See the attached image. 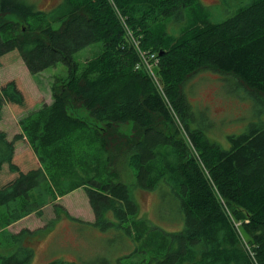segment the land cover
<instances>
[{
    "label": "trees",
    "instance_id": "16d2710c",
    "mask_svg": "<svg viewBox=\"0 0 264 264\" xmlns=\"http://www.w3.org/2000/svg\"><path fill=\"white\" fill-rule=\"evenodd\" d=\"M121 17L141 48L158 53L182 127L137 68ZM95 42L98 53L75 59ZM17 57L34 74L60 62L68 73L53 82L51 103L20 118L21 132L10 138L0 129V264H32L34 255L26 242L35 231L8 226L41 217L51 203L75 220L56 201L82 187L96 224L120 228L134 243L123 264H264V124L230 135L223 148L192 125L184 91L192 75L213 68L264 98V0L222 21L201 0H63L51 12L0 0V65ZM32 101L19 78L7 80L0 121L5 104L19 110ZM24 142L30 148L18 153ZM135 188L158 192V218L174 228L140 216Z\"/></svg>",
    "mask_w": 264,
    "mask_h": 264
},
{
    "label": "rangeland",
    "instance_id": "374dc122",
    "mask_svg": "<svg viewBox=\"0 0 264 264\" xmlns=\"http://www.w3.org/2000/svg\"><path fill=\"white\" fill-rule=\"evenodd\" d=\"M25 1L35 4L39 10L51 12L63 0ZM201 2L213 21H222L238 7L249 4L251 0H201ZM170 25L172 27L170 30L178 33L182 23L175 21ZM100 49L101 43L95 42L77 51L74 57L83 62ZM67 73L68 67L63 62L36 74L31 73L23 59L19 57L11 63L0 65V87L9 79L19 78L33 100L27 109L18 110L10 104H5L0 129L7 131L10 138L21 132L20 118L30 110L41 107L45 102L51 103L53 82L57 77L66 76ZM233 78L232 75L206 68L192 75L184 85V91L195 116L191 121L192 125L201 128L212 141L226 149L231 146L230 135H239L253 124H264V98L247 90ZM174 118L181 126V120L178 121L175 115ZM23 144H18V153L25 149L26 144ZM133 191L140 205L141 217H150L156 223L174 228L170 222L160 221L158 218L157 191L137 188ZM57 200L56 202L62 204L75 220L67 217L64 212L58 214L51 203L43 207L41 217L33 212L34 215L28 219L18 223L16 221L8 226L11 232H19L24 228L35 231L33 237L29 238L31 240L26 242L34 253L32 264H45L55 259L62 260V264H123L120 258L133 250L134 243L127 245L126 236L120 228L112 226L104 228L96 224L97 217L85 188H78ZM125 207L130 209L132 206L126 204Z\"/></svg>",
    "mask_w": 264,
    "mask_h": 264
},
{
    "label": "built area",
    "instance_id": "2783aa9c",
    "mask_svg": "<svg viewBox=\"0 0 264 264\" xmlns=\"http://www.w3.org/2000/svg\"><path fill=\"white\" fill-rule=\"evenodd\" d=\"M121 21H122L123 25L125 26L128 38L133 42V44H134V46L137 49V52L139 54L140 61L137 64V68H143L150 74V76L153 79L154 83L156 84L158 90L163 95L164 99L166 100L167 105L169 106L171 112L173 113V115H175L177 120L180 121V119L177 115V112L175 111V109L173 108V105L171 104V102L169 101V99L167 97L165 88H164V86H163V84L159 78V75L157 73V66L159 64L158 53L153 52V51H149V50H144L143 48H141L140 42L136 39L135 35L133 34L132 30L127 25L124 18L121 17ZM180 124L182 125L181 122H180Z\"/></svg>",
    "mask_w": 264,
    "mask_h": 264
},
{
    "label": "crops",
    "instance_id": "0c3cea01",
    "mask_svg": "<svg viewBox=\"0 0 264 264\" xmlns=\"http://www.w3.org/2000/svg\"><path fill=\"white\" fill-rule=\"evenodd\" d=\"M24 144H26L25 146H26L27 148L29 147V144H28L27 142H24ZM24 144H23V145H24ZM26 147H25V148H26ZM16 148H18V146H17ZM63 197H64V196H63ZM60 198H62V197H59L58 199H60ZM57 201H58V200H57ZM32 215H34V213H31V214L27 215L26 217L20 219V220L17 221L16 223L21 222V221H24V220L28 219L29 217H31Z\"/></svg>",
    "mask_w": 264,
    "mask_h": 264
}]
</instances>
